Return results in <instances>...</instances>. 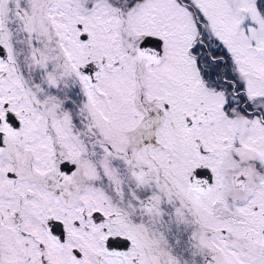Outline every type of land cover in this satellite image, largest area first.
<instances>
[{
    "label": "snow or ice",
    "instance_id": "obj_1",
    "mask_svg": "<svg viewBox=\"0 0 264 264\" xmlns=\"http://www.w3.org/2000/svg\"><path fill=\"white\" fill-rule=\"evenodd\" d=\"M0 264H264V0H0Z\"/></svg>",
    "mask_w": 264,
    "mask_h": 264
}]
</instances>
